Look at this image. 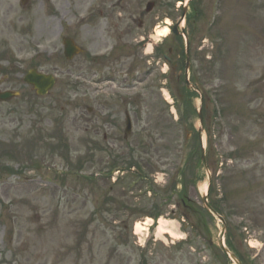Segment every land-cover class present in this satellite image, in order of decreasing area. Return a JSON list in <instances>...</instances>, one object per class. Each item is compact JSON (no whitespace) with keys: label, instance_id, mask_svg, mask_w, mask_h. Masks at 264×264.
I'll return each instance as SVG.
<instances>
[{"label":"rangeland","instance_id":"rangeland-1","mask_svg":"<svg viewBox=\"0 0 264 264\" xmlns=\"http://www.w3.org/2000/svg\"><path fill=\"white\" fill-rule=\"evenodd\" d=\"M149 1L155 6L146 13ZM186 1L34 0L32 9L22 8L19 1L18 15L29 20L14 33L0 28V54L11 53L22 63V73L15 79L10 75L11 86L19 91L25 87L20 82L22 75L33 65L34 57L45 50L46 40L59 43L56 30L61 12H65L68 25L73 27L71 32L75 31L76 12L78 16L82 14V44L90 53L99 47L96 21L111 33H120L127 26L131 32L129 53L123 51L125 37L120 39L117 35L115 41L109 42V46L115 42L120 48L110 70L102 69L101 74L113 71L110 73L118 77L116 83L97 84L91 61L84 62L86 72L79 87L76 60H57L64 74L59 75L56 87L45 100L50 101L46 129L51 146L45 148L42 138L32 154L37 166L9 174L10 181L17 176L22 179L24 175H35L49 179L50 185H0V201L4 197L0 204V245L5 261L235 264L219 246L222 222L203 208L202 195L209 185L210 205L220 207L226 222L225 245L239 252L245 264H264V0L191 1L188 12L194 5L201 15L184 22L191 53L188 81L198 90L194 89L183 103L185 129L179 124L173 97H167L163 84V75L171 66L148 58L146 52L161 29H170L166 21L170 25L178 21ZM110 4L111 24L119 23L118 29H111L110 21L97 17V7L105 9ZM48 6L56 15L50 24L52 32L45 16ZM143 37L147 45L137 48V41ZM34 39L41 41L37 47ZM178 44L181 39L175 38L170 29L164 48ZM42 58L37 60L44 64ZM171 58L173 68L168 75L174 86L182 90L183 62L176 55L171 54ZM127 82L133 87L127 88ZM23 102L21 93L12 104H19L26 112L28 105ZM14 105H6L5 109ZM200 106L206 147L202 165L195 142L200 127L196 111ZM88 107L93 108L89 113ZM126 111L133 124L129 135H125ZM14 127L0 121V142L19 140L13 134ZM187 129L191 140L184 162L180 149ZM121 148L126 152L130 148V154L118 162L111 154ZM231 153L234 156L230 158ZM12 158H0V165L9 162L20 167ZM131 158L140 162L142 180L130 183L131 173L137 172L138 167L129 172L120 168L107 173L108 164L114 160L123 165ZM1 176L6 178L8 174L0 173ZM172 180L173 185L169 184ZM149 183L150 192L146 189ZM146 211L161 215L154 220ZM12 214L14 224L8 220ZM160 219L172 221L178 234L158 235ZM196 225L200 235L194 229ZM11 234L13 237L9 238Z\"/></svg>","mask_w":264,"mask_h":264},{"label":"flooded vegetation","instance_id":"flooded-vegetation-1","mask_svg":"<svg viewBox=\"0 0 264 264\" xmlns=\"http://www.w3.org/2000/svg\"><path fill=\"white\" fill-rule=\"evenodd\" d=\"M19 1L20 0H0V13L4 12L3 16L0 18L1 29L4 27L3 29L10 31L11 33H14L15 31L18 30L19 25L23 24L27 19L29 20V18L25 15H18L17 8H19ZM107 2H109V0H107ZM33 5H34V0H29L27 5H23L22 8L32 9ZM109 8L110 7L107 6H105V9L103 7H97L98 19L102 18L106 22L110 21L111 23L112 22L111 20H113V18H112L111 10ZM45 16L48 22V30L52 32L51 29L52 26L50 24L52 23V21L54 20L53 18L56 15H54L52 9H49V6L45 10ZM75 17H77L76 24L74 27L75 31L71 32V28L73 27H70L68 25L65 19V12L60 13L59 17H57L58 30H56V33L58 34L59 43L50 44V41L46 40L47 45L45 50L43 51L44 54L43 52H39V54L37 55L38 58L43 57L42 59H44V64H41L39 60L35 59L33 60V65L30 66L28 70L36 69L44 73H53L55 75H62V73L64 74V70L61 68V66H59V64H57V60L58 59L60 60L61 58L68 61L65 55L64 39L72 38L75 42V45L81 50V52L77 54L72 60L68 61V62H72L76 60V70L78 72V86L81 87L79 84V80L80 83L82 84L81 79L83 78L84 75V71H83L84 62H91V61L95 65L93 66V68L95 69L94 76L101 77L100 78L101 80L97 84H102L103 82L109 83V81L106 80V77L112 71H109V73L106 75H102L101 70L105 68L110 70L111 68L110 64L112 63L114 57L116 56V52L120 48V46L115 42L111 44V46H109V42L111 40L115 41L117 35L118 38L120 39L122 37H125L127 41H123V51L124 52L127 51L129 53V50L131 48L130 39H129L131 32L129 27L128 26L125 27V29H122L120 33H116V31L114 33L113 32L111 33L109 28L107 29L106 27L101 26L102 24L96 21L94 29L96 30L95 32L96 35L100 36L98 40L99 47H97L96 50L94 51L93 58L89 60L88 52L90 51L86 50L82 44V40H83L82 28H83L84 18L82 14L78 16L77 12L75 14ZM2 23L4 26H2ZM142 23L140 24V27L143 25ZM30 25L31 23H29V26ZM114 26L118 29L119 23L117 24L114 23ZM40 42H41L40 40L38 41L35 40L34 41L35 46L37 47L40 44ZM178 49H179L178 45L177 46L174 45L173 47L169 48L171 54L177 53ZM45 62H48L49 64H45ZM21 66L22 63L18 56H15L7 52L5 53L3 51L1 52L0 75H2V77H0V91H15L18 89V88L15 89L14 87L11 86L10 75L13 76L12 77L13 79H15L16 76H19L20 75L19 73H22ZM44 66L46 67V69L44 68ZM27 88L30 91L25 92V89L27 91ZM101 88H103L102 85ZM21 91L24 101L23 103L28 105L29 108L28 111L31 109L29 114L32 119H28V120L24 119V117L26 116L20 113L21 106H19V104H15V105L12 104V101L14 100L13 99L8 102H0V116H1L0 121H5L4 123L15 122L16 125L22 122V128L28 126L33 132L34 130L33 118L37 116L38 118L37 120L40 122V125H43L44 130H46L45 126L48 122L47 112L49 109V101H44L46 99V96L42 97L37 95V93L35 92L32 86L22 87ZM26 93L28 95H26ZM6 105H14L15 108L13 109L12 107H10L11 109L9 108L10 110H7L5 109ZM19 115H22L23 118L21 119ZM2 255L3 253L0 250V264H19V262L16 259L10 262L2 261L3 259Z\"/></svg>","mask_w":264,"mask_h":264},{"label":"water","instance_id":"water-1","mask_svg":"<svg viewBox=\"0 0 264 264\" xmlns=\"http://www.w3.org/2000/svg\"><path fill=\"white\" fill-rule=\"evenodd\" d=\"M152 7H153V3H149L148 10H150ZM185 14H186V9L184 8V10H183V16L181 18L180 23L182 22L183 18L185 17ZM178 25L179 24H177V25L174 26V32L175 33H179V31H178ZM187 58H188V60H187L188 61V64L187 65L189 66L188 53H187ZM28 81H30L33 84H35L40 89L39 90L40 93H46L50 88H52V86L54 84V79L52 77H50V76H43V75H40L38 77L36 76V77L32 78V80L29 78ZM9 97H10V95H8V94H4V95L1 96L2 99H7ZM199 116H200V120H201V124H202L203 123V119H202V112H201V110L199 111ZM128 129H129V127H128ZM203 154H204V151H203ZM203 200H204L205 207L208 210H210V207H209L208 202H207V194H205L203 196ZM222 248L224 249V251L226 253H229L226 248H224L223 246H222ZM230 255L237 262V264H240L239 260L233 254H230Z\"/></svg>","mask_w":264,"mask_h":264},{"label":"bare ground","instance_id":"bare-ground-1","mask_svg":"<svg viewBox=\"0 0 264 264\" xmlns=\"http://www.w3.org/2000/svg\"><path fill=\"white\" fill-rule=\"evenodd\" d=\"M169 31H170L169 27H165L161 29L158 32L156 39L168 35ZM136 229L139 230L140 226L139 225L136 226ZM157 234L158 235L170 234L172 237H174L178 233L172 221L160 219L157 227Z\"/></svg>","mask_w":264,"mask_h":264},{"label":"trees","instance_id":"trees-1","mask_svg":"<svg viewBox=\"0 0 264 264\" xmlns=\"http://www.w3.org/2000/svg\"><path fill=\"white\" fill-rule=\"evenodd\" d=\"M195 13H196V11H195V8H194L193 13H192L193 17H194V16L196 17V14H195ZM195 142H196V144H197V146H198L199 144H198V139H197V137L195 138ZM213 207H214L217 211H219L218 208H217L216 206H213Z\"/></svg>","mask_w":264,"mask_h":264}]
</instances>
